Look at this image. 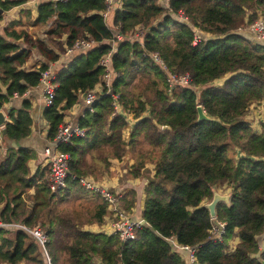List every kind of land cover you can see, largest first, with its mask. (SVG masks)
Wrapping results in <instances>:
<instances>
[{
	"label": "trees",
	"instance_id": "1",
	"mask_svg": "<svg viewBox=\"0 0 264 264\" xmlns=\"http://www.w3.org/2000/svg\"><path fill=\"white\" fill-rule=\"evenodd\" d=\"M22 2L0 0V20ZM37 2L34 20L26 16L37 26L48 23L43 34L48 47L62 35L60 50L77 38L91 41L52 70L54 96L43 112L47 139H53L78 95L98 82L103 73L98 62L109 51L112 96L101 86L75 123L84 136L58 146L69 156L68 175L65 187L54 192L47 188L48 165L30 173L27 162L34 152L10 144L30 133L28 101L22 98L19 109L5 111L0 264H47L35 238L17 224H38L46 237L48 264H186L173 243L193 249L192 264H264V117L259 132L245 117L252 104L264 102V43L240 32L264 18V0H167L166 9L157 0H118L109 21L102 14L104 0ZM179 10L187 21L175 17ZM20 23L19 17L0 28V108L13 93L22 96L36 87L47 62L57 59L41 38L17 28ZM137 29L141 36L131 37ZM193 33L199 35L194 46ZM115 35L122 40H114ZM29 47L45 62L26 70L22 65ZM150 53L167 71L186 73L187 84L169 86ZM197 105L207 119H197ZM126 114L134 121L129 129ZM127 159L132 160L128 166ZM113 162L124 163L128 177L144 181L141 191L130 187L121 198L128 213L137 196L143 197L138 213L143 222L128 241L81 229L100 225L107 211L99 195L77 179L107 171ZM146 167L151 174L142 177ZM215 185L229 191L227 200L215 204L213 218L201 201L212 198ZM213 219L223 224L219 241L210 239ZM233 234L237 241L229 249Z\"/></svg>",
	"mask_w": 264,
	"mask_h": 264
},
{
	"label": "built area",
	"instance_id": "2",
	"mask_svg": "<svg viewBox=\"0 0 264 264\" xmlns=\"http://www.w3.org/2000/svg\"><path fill=\"white\" fill-rule=\"evenodd\" d=\"M24 0L23 4L25 6H31V4L36 7L35 3L38 0ZM52 1H63V0H52ZM105 2V11H113L118 6H115V2L117 0H104ZM159 2L163 3L162 8H167V0H159ZM118 3V2H117ZM118 5V4H117ZM104 11V12H105ZM175 17L180 21H187V16L181 11H177L175 13ZM240 32H244L250 38L255 41L264 43V18L257 17L252 22L246 24L244 27L240 29ZM141 30L137 29L131 34V37H140ZM199 35L198 33H193V38L191 41V45L194 46L196 41H198ZM114 40L120 41L122 40L121 35H115ZM114 41L111 40V51L114 50ZM91 46V41L85 38H77L71 42L69 46H64L63 51L61 52V58L72 54L79 50L87 49ZM109 55L110 51L104 54L100 60L99 65L103 67V73L99 76L98 82L94 85V87L84 93L78 95V100L85 106L86 109H90L91 103L95 98V93L101 92V86L106 87L105 94H108V87L110 85V66H109ZM149 56L151 59L160 65L166 72V80L170 85L173 83H177L180 85H186L189 81V76L185 74H173L167 71L164 68L163 63L158 58L156 53H150ZM57 62V60L47 62V68L40 72L38 85L40 88V96L46 106L51 105L52 98L54 96V84L53 77L54 72L52 71V65ZM111 95V94H108ZM13 96H16L13 93ZM112 96V95H111ZM116 103H114L115 110L117 109ZM84 108V109H85ZM258 131V129H257ZM259 132V131H258ZM72 136L82 138L84 136V130L79 128L77 124L64 123L62 120V124L58 126L56 133L51 140L52 149L50 150V154L48 156V171H47V188L50 192L62 190L66 181L65 178L68 175L67 170V161L69 159L68 154L58 150V146L61 143H68ZM2 146L0 147V151L2 150ZM77 182L83 188L95 191L99 197L106 203V211L107 215L104 217V221H106L110 232L115 234L120 241H128L134 238V228L138 227L142 224V220H132L129 218V213H127L123 208H121V194H118L114 191H111L106 185H100L95 183L88 177H79ZM214 218V217H213ZM16 226L23 228L29 234H31L38 245L41 247L43 254L45 256V260L47 264L49 263V257L47 256V252L44 247V243L46 241V237L43 231L38 226L33 227H25L23 224H17ZM209 231L210 239L214 241H219L221 238V234L223 232V224L217 221H214L211 224ZM108 233V234H109ZM173 243L172 240H169ZM172 250L178 253L179 250H185L187 252V261L188 264H192L194 262L193 249L177 246L173 243ZM178 248V249H177Z\"/></svg>",
	"mask_w": 264,
	"mask_h": 264
},
{
	"label": "crops",
	"instance_id": "3",
	"mask_svg": "<svg viewBox=\"0 0 264 264\" xmlns=\"http://www.w3.org/2000/svg\"><path fill=\"white\" fill-rule=\"evenodd\" d=\"M117 2H115V6L119 4V2L118 3ZM36 4H38L37 1L35 5ZM22 10L23 11L15 7H11L7 11H5L2 16V19L0 20V28L4 24L6 25L8 21L18 19L20 15L23 14V18H25L24 20L25 23L21 20V23L18 25L17 28L24 29L32 38H35V37L41 38L44 45L47 46V42L45 41V39H43V34H44V29L48 28L49 26L48 23L47 25H40V26H37L34 23L33 24L29 23V21L27 20V16H26L27 12H28L29 20L32 21L36 17V8L34 7L33 4H31V6L23 7ZM112 12L113 11H108V10L105 11L104 13H102L103 17H105V19L109 21V17L111 16ZM64 38L65 36L62 35L61 38H58L57 40H52L54 45L52 47H48V46L47 47L49 49L52 48L53 52L57 54L60 51V45L62 44ZM21 46L22 48H25V47L27 48V45L22 44ZM64 60H65L64 57H62L61 59H57V62H55L51 67L52 70L55 65L62 64ZM39 62H45L44 58L41 57V55L37 53L36 50L29 47V55L25 63L22 65V68L26 70L36 68ZM3 89L4 87L2 86V90ZM22 98H25V100H27L29 103V117L31 119V123H30L29 135L23 138L22 140H20L19 144L26 149L32 150L35 154V156L27 162V167L30 173H33L38 166H44L46 164L48 165V156L51 153L50 150L52 149V143L51 141L47 139L48 125H47L46 120L43 117V112L47 106L44 104L43 100L41 99L39 86H36V87H33L25 91V93L22 96L11 97L3 105V107L0 108V110L5 112L6 110H10V109H13V110L19 109L21 106ZM263 104L264 102L252 104L249 107L245 117L248 120H250L249 119L250 116H247L250 111H251V115H253L254 112H258L261 116H263L264 115V105ZM83 110H84V107L82 106L81 102L77 101V103H75L72 107H70L64 112L63 122L75 124L77 119L82 116ZM116 110L118 111L119 109L117 108ZM124 117H127V119L130 122H134L132 121L129 115H124ZM262 120L263 118L261 119V121ZM261 121L256 126H254L255 131H257V129L259 131ZM250 124H251V127L253 128L251 121H250ZM8 145L9 144H7L6 146ZM131 163H132V160L127 159L126 165L128 166ZM123 165L124 166H122V163L113 162L108 167L107 171H101V172H98V174H96L95 176L90 175L86 177H88L95 183H98L100 185H106L111 191L121 194V198L125 196L126 189L130 187H135L141 191L142 186L144 185V181L142 179L128 177L126 175L127 172H125V164L123 163ZM150 174L151 172L149 168L146 167L145 169H143L142 177H146ZM222 186L226 187L225 185L213 186L212 187L213 193L215 192V194H219V191ZM221 191L223 192L224 195L226 194V198L223 197L222 200L224 201L227 200L228 199L227 195H228L229 190L226 188L225 191L224 190H221ZM32 194H33V191L31 189L26 192L27 205L31 204ZM142 198H143L142 194L140 196H137L134 205L130 207L128 211L129 216H131L132 220H135V221L141 220V218L138 216V213L142 210V204H143ZM81 229L87 230V231H93V232H104L106 234L110 232L109 227L106 221L104 220L100 225L85 224L81 227ZM236 241L237 240L235 238V234H233L231 240L229 241V249H233V246L236 243ZM178 253L182 257V259L186 260L187 252L185 250H179ZM21 264H24V263L21 262Z\"/></svg>",
	"mask_w": 264,
	"mask_h": 264
},
{
	"label": "rangeland",
	"instance_id": "4",
	"mask_svg": "<svg viewBox=\"0 0 264 264\" xmlns=\"http://www.w3.org/2000/svg\"><path fill=\"white\" fill-rule=\"evenodd\" d=\"M23 2H24V0H22ZM23 2L20 4V5H18V6H15V8H17V9H19V10H21V11H23L22 10V8H23V6H25V4H23ZM157 3L162 7V5H163V3H162V5H161V3L159 2V0H157ZM19 14V13H18ZM20 17H21V20L25 23V18H23V14H21L20 15ZM36 28H38V27H36ZM246 36H248V35H246ZM217 82V81H216ZM115 103V102H114ZM113 103V104H114ZM264 105V104H263ZM115 107H117L118 109L120 108L119 106H115ZM126 115H128V114H126ZM247 116H250L249 117V119H250V121H251V123H252V126H253V129L255 130V127L254 126H256L260 121H261V119L264 117V115L263 116H261L258 112H254L253 113V115H251V111L248 113V115ZM126 119H127V117H125ZM127 122H128V129H129V127H132L133 125H134V122H130L128 119H127ZM226 188L227 187H221V189H220V191H219V194H215V192L214 193H212L214 196H217V197H219V200L221 199H223V197L224 198H226V194L224 195L223 194V192L221 191V190H226ZM228 189V188H227ZM213 197V196H212ZM211 200V199H210ZM210 200H204V201H201V205L202 206H207V204L210 202ZM34 226H38V224L37 225H34ZM39 227V226H38ZM41 229V228H40Z\"/></svg>",
	"mask_w": 264,
	"mask_h": 264
},
{
	"label": "water",
	"instance_id": "5",
	"mask_svg": "<svg viewBox=\"0 0 264 264\" xmlns=\"http://www.w3.org/2000/svg\"><path fill=\"white\" fill-rule=\"evenodd\" d=\"M196 112H197V119L198 120H200V119H207V117L204 114L203 110L201 109L200 105H197L196 106ZM4 121H5V112H3L2 110H0V127H2ZM11 145L19 146L20 144L18 142H15V143L14 142H11ZM219 201H221V199L219 200V197H217V196H213L211 198L210 202L206 206V208L208 210L209 216H211V217L214 216V206Z\"/></svg>",
	"mask_w": 264,
	"mask_h": 264
},
{
	"label": "clouds",
	"instance_id": "6",
	"mask_svg": "<svg viewBox=\"0 0 264 264\" xmlns=\"http://www.w3.org/2000/svg\"><path fill=\"white\" fill-rule=\"evenodd\" d=\"M117 6H118V5H117ZM117 8H118V7H117ZM117 8H116V9H117ZM113 11H114V10H113ZM64 46H65V45H63V47L61 46L62 49L57 53V54H58L57 59H61V56H60V55H61V52L63 51ZM64 58H65V56H64ZM57 59H55V60H57ZM52 61H53V60H52ZM53 72H54V71H53ZM12 97H13V96H12ZM78 101H79V100H78ZM84 107H85V106H84ZM177 254H178V253H177ZM186 264H188L187 257H186Z\"/></svg>",
	"mask_w": 264,
	"mask_h": 264
}]
</instances>
